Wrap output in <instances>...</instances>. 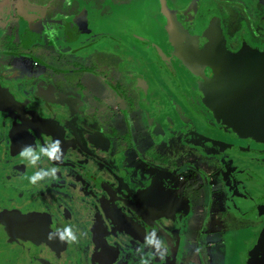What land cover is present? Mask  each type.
<instances>
[{"label": "flooded vegetation", "instance_id": "af4514ba", "mask_svg": "<svg viewBox=\"0 0 264 264\" xmlns=\"http://www.w3.org/2000/svg\"><path fill=\"white\" fill-rule=\"evenodd\" d=\"M113 1L132 2L143 9L155 26L151 37L165 32L157 23L160 16L164 19L159 0L85 4L99 15L100 5L109 7ZM164 1L181 23L195 9L193 25L185 27L189 34L217 18L224 36L223 16L215 15L214 5L200 14L207 0ZM211 1L228 2L237 13L243 6L259 23L263 18L255 5H264V0ZM55 4L57 0L0 1V264H141V260L182 264L198 254L202 234L234 236L243 230L252 233L240 251V263L245 264L249 245L264 223L257 214L264 204V190L256 183L264 181V142L217 125L195 89H189L188 81L193 79L175 61L182 80L176 78L160 57L161 53L173 61L165 43L136 37L134 41L145 42L143 49L134 43L128 54H121L106 43L112 37L100 29L98 18L78 15L77 6L65 14L62 5ZM252 39L262 47H253L243 37L225 38L231 53L240 48L241 40L264 52V35ZM110 52H116L118 59L113 73L92 69V62L84 65L90 62L88 56L98 53L105 67ZM37 53L47 59L34 63L30 73L31 65L25 63L33 62ZM62 53L80 60L79 64L64 66L68 61H62ZM70 77L75 78L74 86L60 90L56 81L66 84ZM165 77L171 83L164 85ZM181 137H185L183 147ZM54 142L58 151L52 158L40 153L41 148L51 151ZM29 146L39 155L35 165L20 156ZM184 149L205 152L218 166L212 170L209 163L197 167L185 162L179 156ZM52 167L55 179L46 176L29 183L34 172ZM204 177L210 205L193 206L192 200L202 199L198 192ZM242 186L255 191V202L241 194ZM217 191L223 192L225 221L220 211L210 208ZM76 203L86 205L84 215ZM35 221L41 226L36 234L29 226ZM196 224L201 236L197 231L190 245ZM152 233L163 248L146 243ZM184 245L195 249L194 254L186 253ZM224 245L229 247L225 239Z\"/></svg>", "mask_w": 264, "mask_h": 264}, {"label": "water", "instance_id": "95a60500", "mask_svg": "<svg viewBox=\"0 0 264 264\" xmlns=\"http://www.w3.org/2000/svg\"><path fill=\"white\" fill-rule=\"evenodd\" d=\"M158 5L164 17L160 25L165 31L162 45L165 43L173 61L161 53L160 57L169 71L174 74L175 61L178 62L193 79L188 81L189 89H195L217 125L239 137L264 142V52L241 40L240 48L231 53L217 18L203 22L189 34L185 27L193 25L195 9L190 15L185 14L181 23L164 0H159ZM175 77L182 80L176 71ZM256 183L264 190V181ZM76 205L84 215L82 208L86 205ZM257 214L264 221V204ZM245 264H264V223L249 245Z\"/></svg>", "mask_w": 264, "mask_h": 264}, {"label": "rangeland", "instance_id": "374dc122", "mask_svg": "<svg viewBox=\"0 0 264 264\" xmlns=\"http://www.w3.org/2000/svg\"><path fill=\"white\" fill-rule=\"evenodd\" d=\"M89 1L91 0H88V1L87 0H57L58 4H55L53 7L60 8V4H61L62 5L61 9L64 8L63 13L69 14V12H72V8L74 6H77L76 9L81 11L78 15L88 14L89 16L92 15L94 18H98V21L96 23H99V27H101L100 29L108 33V35L112 37L106 43L109 44L111 42L112 44L111 48L115 49L121 54H124V53L128 54L129 51L127 49L130 47L131 48L135 47L133 45L134 43L141 45V47H138L139 50L143 49L142 46L144 47L145 42L141 41L139 43V42L134 41L133 38H136V37H137L136 40L139 39L138 37H141L140 39L145 40V41L153 40V42H155L156 40L157 43L162 45L163 35L161 37L157 33V35H155L154 38L151 37V31H153V29L155 31V26L150 21V19L147 18L143 9L135 8L137 6L135 3L125 2L124 4L116 5L115 2L113 1V3L109 5V7H104L103 4H107V3L103 1V4H101L99 7V15H98L95 9H90L87 6V4H85V3L89 4L90 3ZM92 1L94 2L95 0H92ZM216 2L217 1H215V3L212 4L211 0H207L208 4L203 3L204 5L200 9V14L201 15L207 14L209 11V9H207V6H209L210 4L212 6L214 5L216 7L215 15L217 16V12H218L220 15L223 16L222 17L223 18L222 27L224 31V36L227 39V41H229V39L234 36L236 37V39L238 37H243V40L248 42V44H251L253 47L258 46L260 48L261 45L260 44L256 45V41H254L252 38L259 37L260 35L261 36L264 35V7H263L264 5L262 3H258V5L257 4L255 5L256 7L259 8V10H255V11L258 13L259 17L260 16L263 17L261 19V22L259 23V21L256 22V18L253 19V17L250 14H248L249 10H246L243 6H240L242 8L241 13H237L234 11L232 12L233 6L230 4H227L228 2L218 3V5H216L217 4ZM150 8H152V6H150ZM94 11L96 12V15ZM103 16L105 17L104 19H106L105 21L102 20ZM76 23L77 21L75 22V25ZM157 23L161 25V23H164V19L160 16L159 21ZM156 27H158V25H156ZM241 32L243 33L239 35ZM115 34L121 35V37H113V36H116ZM113 39L117 41V45L115 46H113ZM114 53L116 55V52H110V54L107 53V56H105V59H106L105 67L103 66V63H101L103 56H100L98 53L88 56L90 62L85 63V60H84L83 61L85 63L84 65H87V64L89 65L92 62V69L94 67L98 72H102V70H105L107 68V69H110V71L113 73L114 72L113 68L118 67V59H115ZM62 54H64V56H62V61H65V60L68 61V64L66 63L64 64V66H74L77 64V62L79 64L80 60L77 61L76 58H73L70 55H67L65 53H62ZM73 61H75V63H73ZM95 66H97L98 68H96ZM81 67L84 68L83 65ZM155 68L157 69L159 68L156 63H155ZM117 69L119 70V68ZM56 75L57 74H53V76H56ZM74 81H75V78L70 77L67 79L66 84L62 83V80H58L56 82L58 83L60 90H65L64 86L67 85L68 87H72L70 86V84L74 86ZM168 83H171L169 80V77L168 79L165 77L164 85ZM77 87L78 86L75 85V88ZM78 88L80 89V87ZM73 90L72 92L77 91V90H74V91ZM184 139L185 137L180 138V141H182L180 142L181 147H183L182 144H184L183 143ZM175 151L177 150L175 149ZM209 152L211 153L210 150ZM204 153L202 152L203 155H200L195 150H185L184 149L182 153L180 151L179 156L181 157V159H185V162L194 163L195 166L197 167L199 165H201L200 167H202L203 164L209 163L211 169L215 170V167H217L218 164L216 165V162L210 158L211 155H207V154L205 155ZM174 159H176L175 156H174ZM141 175H145V174L141 173ZM240 175L242 174L241 173L239 174L238 180L241 178ZM203 184L204 185H202V188L199 190L200 192H198L199 193L198 195L202 199L199 203L196 202V200H192L191 202L193 206L208 207L210 205L209 203L210 199L208 197V193L206 192V190L209 189V183L205 177L203 178ZM240 189L239 190L242 195L247 197L249 200H252V201L255 200V191L249 189V187L247 189L246 186H242L240 187ZM190 194L196 196L193 190H190ZM253 195H254V200H253ZM223 207H224L223 206V192L217 191L210 208L212 210L216 209L217 211H220L222 215V219L223 221H225L228 219V216L222 214ZM198 224L195 225V228H194L195 231L189 237V239L192 240V245H193V236L197 231H198V236H201V234H199L200 229H198ZM237 224L239 225L240 223H237ZM250 234L252 233L246 232L245 230L238 232L234 236H232L230 233L228 234L229 236L225 235L224 233H219L217 235L202 234L201 239L199 240L200 242H199L198 251H197L198 254L192 255L194 259L191 260V262L186 263V261L185 262L181 261L180 263L182 264H185V263L186 264H241L240 263V260H241L240 251L246 246V243L248 241V236ZM224 236H227V237L225 238ZM224 239L228 242L229 247H226L224 245Z\"/></svg>", "mask_w": 264, "mask_h": 264}, {"label": "clouds", "instance_id": "9594fccd", "mask_svg": "<svg viewBox=\"0 0 264 264\" xmlns=\"http://www.w3.org/2000/svg\"><path fill=\"white\" fill-rule=\"evenodd\" d=\"M57 151H58V144L55 142L51 146V151H46L43 148L40 149L41 154H46L50 158H52V154L57 152ZM20 156L23 158H27L28 163L30 165H35V163L39 159V155L37 153H34L30 146L22 149L20 152ZM55 172H56V168H54V167L50 168L47 172H45L43 170H38V171L34 172L31 176L28 177V181H29V183H35L37 180L44 179V177H46V176H50L53 179H55ZM64 233L67 235L68 238L73 239V240L75 239V237L72 235L70 229L65 228ZM151 237L152 238L146 240L147 244L152 245L156 249L163 248L162 241L155 238V233H152ZM61 238L63 239L64 237H61ZM163 255H164V253L161 252L160 253L161 258H163ZM141 264H147V262L144 260H141Z\"/></svg>", "mask_w": 264, "mask_h": 264}, {"label": "crops", "instance_id": "0c3cea01", "mask_svg": "<svg viewBox=\"0 0 264 264\" xmlns=\"http://www.w3.org/2000/svg\"><path fill=\"white\" fill-rule=\"evenodd\" d=\"M1 2H2V0H0ZM4 1V0H3ZM42 1V0H41ZM43 2L44 3H50V2H53V0H43ZM32 13H30V15H31ZM85 16H88V14L87 15H84V17ZM85 18H87V17H85ZM52 28H55V25L54 24H52ZM45 59H47L45 56H43V55H41V54H39V53H37V54H35V58L33 59V62L32 61H30V62H27V63H25V64H27V66L30 68V65H31V68H30V73L33 71L32 69H34V68H36V66H34L33 64L34 63H39V62H42V61H44ZM21 64H23L22 62H21ZM24 68L25 67H23V68H21L22 69V71L24 70ZM30 221H31V219H30ZM29 226H30V229H33V231L35 232V234L37 233V231L39 230V228H41V226H40V221H35V223H33L32 224V226H31V223H29ZM21 238H25V237H22L21 236ZM190 243V245H191V243L192 242H189ZM184 250L185 251H187L186 253H188V254H190V255H192V254H194V250H192V248L191 247H186V245H184Z\"/></svg>", "mask_w": 264, "mask_h": 264}]
</instances>
